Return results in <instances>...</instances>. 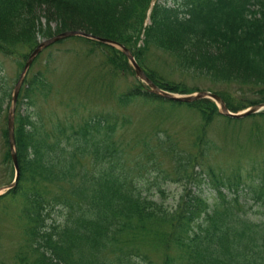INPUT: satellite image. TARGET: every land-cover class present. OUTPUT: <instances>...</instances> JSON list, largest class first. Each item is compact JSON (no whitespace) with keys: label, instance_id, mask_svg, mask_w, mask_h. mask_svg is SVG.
<instances>
[{"label":"trees","instance_id":"16d2710c","mask_svg":"<svg viewBox=\"0 0 264 264\" xmlns=\"http://www.w3.org/2000/svg\"><path fill=\"white\" fill-rule=\"evenodd\" d=\"M151 1L0 0V53L25 59L39 38L80 29L115 39L142 60L136 45L144 30L145 44L164 53L173 66L204 75L211 83L236 84L261 94L249 100L243 95L249 90L232 95L214 89L230 110L264 101V0H154L150 24L144 25ZM72 38L88 43L90 54L103 46L105 62L131 73L115 48ZM144 69L163 89H198L167 79L151 65ZM111 74H116L113 68ZM49 86L44 73L37 72L26 79L17 101L14 133L20 172L16 185L0 199L13 202L21 238L10 253L0 250V264H264V222L250 219L238 196L226 198L220 184L231 189L232 183L222 182L211 167L196 174L197 155L192 150L183 154L175 134L155 124L152 130L125 135L130 117L118 120L106 111L81 123L58 120L49 130L46 117L29 110L35 91ZM79 89L89 97L105 88ZM109 94L121 105L152 104L157 118L165 116V104L172 109L169 117L178 108L195 111L191 113L199 122L189 142L200 144L201 156L208 126L220 117L209 99L179 103L141 87ZM10 97V86L0 85V145L9 179ZM257 116L264 117V110L251 118ZM224 120L227 130L243 119ZM166 162L169 171L162 168ZM204 172L220 198L216 203L208 202L210 196L201 188L204 181L198 176ZM165 179L181 187L172 204L166 203ZM249 189L254 203L264 208V165Z\"/></svg>","mask_w":264,"mask_h":264},{"label":"rangeland","instance_id":"374dc122","mask_svg":"<svg viewBox=\"0 0 264 264\" xmlns=\"http://www.w3.org/2000/svg\"><path fill=\"white\" fill-rule=\"evenodd\" d=\"M83 46L84 43L80 40L68 38L52 45L38 56L31 67L30 73L42 71L45 78L50 80L51 87H53L51 93L38 102L39 107H41L44 112L52 114L54 119L63 120L67 118H75L72 119L74 123L81 120V118L87 114H89L87 116L89 117L98 111H106L107 113L117 112L119 114L118 116H130V119L133 120L132 125L128 127L131 132L134 131V133H131L130 135L137 134L139 131L148 130L149 128L152 130L159 119H153V115H150L149 107L140 103H138L139 105L129 103L127 106L129 108L120 110L118 109L119 106L115 104L114 101H99L97 103L96 101L99 98H92L88 101L90 107L81 112L72 111L70 106L62 103L64 99L55 94V89L76 87V77L81 74L78 70L85 71V79H96L100 82L105 78L99 68L102 67L101 61L98 60V57L87 55ZM150 54L151 55L147 56L146 63L158 69L167 79L182 82L187 88L197 87L201 90H207L208 87H212L221 91L230 92L232 95H237L244 90H249V88H243L241 90L236 84L220 83L213 85L204 75L198 74L192 70H183L179 67L173 66L171 61L166 58L167 56L158 50L151 49ZM21 61H23V59L19 56H6L0 53V85L3 79L14 84L17 74L20 72ZM73 71L78 72L73 73ZM121 87L122 85L118 88ZM243 93V95H246L249 100H256L261 97L259 91L252 90L251 88L248 93ZM164 118L165 119L160 122L161 125L159 123L157 127L167 128L172 135L176 133L177 137L181 140L177 141L179 147L185 148L184 145L186 144L189 146L191 142L187 143V141L194 135L196 131L194 130V127L197 126L199 118L185 110L177 111L171 117L165 116ZM222 123L223 121L220 119L216 123L209 125L210 128L207 132V138L209 141L207 142L206 147H214V149H211L207 162L209 165L215 164L217 167L221 166L222 177L224 178L238 174L243 181L250 182L257 173L254 169H258L260 166V161L256 152L261 153L264 157V146L258 145V142L255 141L256 143H252V145L249 143L247 150L244 151L235 147L231 141L226 143L221 136V134H223ZM235 127H239L235 131L240 135L239 139L242 141L245 138L243 134H247L251 127L253 129L252 132L264 133V120L259 117L246 118ZM216 146L220 147L221 150L219 151ZM139 147H141L140 144ZM196 150L199 151L198 148H196ZM1 156L0 145V186H3L7 183L8 176L5 168L1 165ZM164 158L171 164L169 157ZM163 167L168 169V171L171 170V167L167 162L164 163ZM166 188L169 191L168 201H171L173 195L177 192L178 187L174 184H167ZM207 192L213 191L209 188ZM209 200L212 201V198ZM2 208L3 207H0V249L9 252L13 251V241L15 239L19 240L21 238V233L19 231V224L17 222L15 223V215H10L9 209L5 210ZM244 208L249 213L251 217L250 219L257 222H264L263 207L249 202Z\"/></svg>","mask_w":264,"mask_h":264},{"label":"water","instance_id":"95a60500","mask_svg":"<svg viewBox=\"0 0 264 264\" xmlns=\"http://www.w3.org/2000/svg\"><path fill=\"white\" fill-rule=\"evenodd\" d=\"M83 35V36H87V37H90L91 35L87 34V33H83V32H79V31H66V32H62L60 34H57L51 38H48L47 40L41 42L33 51L32 53L29 55L28 59H27V62L19 76V79H18V82L15 86V89H14V92H13V104H12V107L10 108V111H9V115H8V137H9V146H10V150H11V157L13 159V162H14V166H15V169H16V177L18 176V172H19V169H18V165H17V160H16V153H15V148H14V134H13V113H14V103H15V99H16V95H17V91H18V88L23 80V77H24V74L26 73L27 71V68L28 66L30 65L32 59L34 58V56L41 50L43 49L45 46H47L48 44L50 43H53L54 41L60 39V38H63V37H66V36H69V35ZM92 38L96 39V40H101L103 42H108V43H113V44H116L118 45L126 54L128 57L131 58L133 64H134V67H135V72H136V75L138 77H140L141 79H144L146 80L150 86H152L153 88V91L156 92V93H161L163 94L165 97H168V98H172V99H175V100H182V101H191V100H194V99H197V98H201V97H205V96H213L214 98H216V100L219 102L220 104V107H221V111L224 113V114H227V115H230L232 117H243L245 115H248L250 113H253L255 110L258 109V106H253L251 107L249 110L245 111V112H242L240 114H232V113H229L227 111V108L225 106V103L223 102V100L217 96H214L208 92H198L197 94L195 95H191V96H186V97H175L167 92H163L161 90H159L158 88L155 87V85H153L148 79L147 77L145 76V74L143 73V71L140 69V67L135 63V61L133 60V58L131 57V55L129 54V52L120 44L116 43V42H113V41H110V40H107V39H102V38H98V37H95V36H91ZM13 186V184H10L9 186L7 187H11Z\"/></svg>","mask_w":264,"mask_h":264}]
</instances>
